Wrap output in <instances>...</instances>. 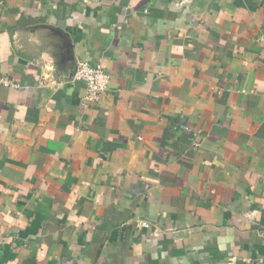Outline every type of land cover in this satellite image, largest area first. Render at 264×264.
Returning a JSON list of instances; mask_svg holds the SVG:
<instances>
[{
    "label": "crops",
    "instance_id": "1",
    "mask_svg": "<svg viewBox=\"0 0 264 264\" xmlns=\"http://www.w3.org/2000/svg\"><path fill=\"white\" fill-rule=\"evenodd\" d=\"M0 74V264L264 257V0H0Z\"/></svg>",
    "mask_w": 264,
    "mask_h": 264
},
{
    "label": "built area",
    "instance_id": "2",
    "mask_svg": "<svg viewBox=\"0 0 264 264\" xmlns=\"http://www.w3.org/2000/svg\"><path fill=\"white\" fill-rule=\"evenodd\" d=\"M73 80L84 85V93L80 99V104L84 106L101 101V97L108 88L110 77L100 63L81 60L76 63ZM0 86L16 88L18 84L0 74ZM136 224L143 228L149 226L145 220H137ZM243 264H264V257L257 260L246 259Z\"/></svg>",
    "mask_w": 264,
    "mask_h": 264
}]
</instances>
